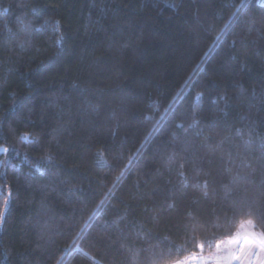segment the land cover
Listing matches in <instances>:
<instances>
[{
	"label": "trees",
	"instance_id": "16d2710c",
	"mask_svg": "<svg viewBox=\"0 0 264 264\" xmlns=\"http://www.w3.org/2000/svg\"><path fill=\"white\" fill-rule=\"evenodd\" d=\"M0 149V264L264 233V0H0Z\"/></svg>",
	"mask_w": 264,
	"mask_h": 264
},
{
	"label": "snow or ice",
	"instance_id": "6c2138e0",
	"mask_svg": "<svg viewBox=\"0 0 264 264\" xmlns=\"http://www.w3.org/2000/svg\"><path fill=\"white\" fill-rule=\"evenodd\" d=\"M0 151H7V149H0ZM244 223H241V229L244 228ZM249 228H255V224L252 221L246 222ZM228 243L234 247L229 248L225 256L214 257L217 264H220L221 260H225L227 264H232L233 261H239V264H244L249 255H259V252H264V233L257 234L251 231H237L233 234V237L229 239ZM247 245V248L245 247ZM201 251L204 245H199ZM219 247V245L217 246ZM254 249H259V252H254ZM196 259L195 257L192 258ZM175 264H190L189 259L182 261H176ZM200 264H205L203 258H200Z\"/></svg>",
	"mask_w": 264,
	"mask_h": 264
},
{
	"label": "rangeland",
	"instance_id": "374dc122",
	"mask_svg": "<svg viewBox=\"0 0 264 264\" xmlns=\"http://www.w3.org/2000/svg\"><path fill=\"white\" fill-rule=\"evenodd\" d=\"M239 231H251V232H255L257 234H260L259 232H257L255 230V228H249L247 223L244 224V228L241 229ZM229 239L226 241H223L222 243L219 244V247H217L214 251L210 252V253H204V254H200V255H196V256H191L187 259L193 258L195 257L198 262H200V258H203L205 261V264H217L216 260L214 259V257L217 256H225L226 252L229 248L234 247L233 245H230L228 243ZM220 264H227V262L225 260H221Z\"/></svg>",
	"mask_w": 264,
	"mask_h": 264
},
{
	"label": "built area",
	"instance_id": "2783aa9c",
	"mask_svg": "<svg viewBox=\"0 0 264 264\" xmlns=\"http://www.w3.org/2000/svg\"><path fill=\"white\" fill-rule=\"evenodd\" d=\"M247 248V245L245 246ZM254 252H259V249H254ZM190 264H200L196 260H191ZM232 264H239V261H233ZM244 264H264V252H259V255H249Z\"/></svg>",
	"mask_w": 264,
	"mask_h": 264
},
{
	"label": "crops",
	"instance_id": "0c3cea01",
	"mask_svg": "<svg viewBox=\"0 0 264 264\" xmlns=\"http://www.w3.org/2000/svg\"><path fill=\"white\" fill-rule=\"evenodd\" d=\"M193 260L192 258L189 259V261ZM197 261V260H196Z\"/></svg>",
	"mask_w": 264,
	"mask_h": 264
}]
</instances>
